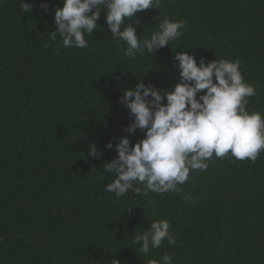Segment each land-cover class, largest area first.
I'll list each match as a JSON object with an SVG mask.
<instances>
[{"label": "trees", "instance_id": "trees-1", "mask_svg": "<svg viewBox=\"0 0 264 264\" xmlns=\"http://www.w3.org/2000/svg\"><path fill=\"white\" fill-rule=\"evenodd\" d=\"M26 2L31 12L22 0H0V264H163L165 254L171 264H264V151L255 163L214 154L180 192L163 195L133 182L142 194L117 199L106 191L115 173L103 172L117 155L105 145L130 123L118 98L140 79L171 90L176 52L238 60L256 87L247 110L264 116V0H163L137 14L140 41L165 19L186 30L135 58L111 37L106 13L85 34L88 47H64L59 34L50 38L61 0ZM93 143L104 150L99 160L87 156ZM158 220L177 243L144 254L133 241Z\"/></svg>", "mask_w": 264, "mask_h": 264}, {"label": "clouds", "instance_id": "clouds-1", "mask_svg": "<svg viewBox=\"0 0 264 264\" xmlns=\"http://www.w3.org/2000/svg\"><path fill=\"white\" fill-rule=\"evenodd\" d=\"M162 2L61 0L62 7L54 10L56 30L50 32V38L55 41L59 34L64 47L86 48L85 34H92L98 27L103 12L111 37L127 45L125 56L135 58L145 51L153 56L186 30L185 22L165 19L159 23L158 31L140 41L134 26L139 23L137 14L159 9ZM21 7L31 12L34 6L22 0ZM40 8L47 12L49 5L42 3ZM173 60L178 76L171 90L140 79L118 98V103L127 110L130 123L123 128L124 135L118 142L109 141L105 145V149L114 150L117 155L103 163V172L116 175L106 191L114 193L117 199L129 190L142 194L133 182L144 183L148 191L161 195L180 192L177 185L188 180L190 170H206L207 161L214 154L224 158L231 153L237 160L255 163L264 151V116L259 112L249 114L247 110L248 98L256 95V87L245 82L239 70L240 62L223 59L198 62L188 51L176 52ZM137 130L143 139L133 143L129 137ZM103 154L104 150L95 143L88 146L89 158L99 160ZM170 227L167 220L154 221L133 243L140 245L138 250L144 254L159 248L165 239L175 245L177 241ZM162 261L171 264V257L165 254ZM110 264H122V261L114 257ZM149 264L160 262L152 260Z\"/></svg>", "mask_w": 264, "mask_h": 264}]
</instances>
